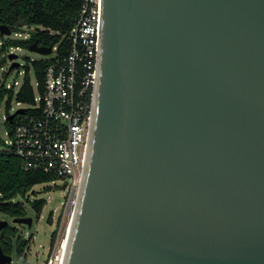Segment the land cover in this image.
<instances>
[{
	"label": "water",
	"instance_id": "1",
	"mask_svg": "<svg viewBox=\"0 0 264 264\" xmlns=\"http://www.w3.org/2000/svg\"><path fill=\"white\" fill-rule=\"evenodd\" d=\"M80 192L65 264H264V0H102Z\"/></svg>",
	"mask_w": 264,
	"mask_h": 264
},
{
	"label": "built area",
	"instance_id": "2",
	"mask_svg": "<svg viewBox=\"0 0 264 264\" xmlns=\"http://www.w3.org/2000/svg\"><path fill=\"white\" fill-rule=\"evenodd\" d=\"M101 18L102 0H82L68 34L71 49L66 56L53 60L46 68L44 91H39L37 81L36 88L33 85L35 102H17L20 108H25V113L17 114L13 123L7 120L11 113L5 116V123L12 126H6L7 138L2 139V148L17 154L25 170L55 176L52 183L60 181L58 184L65 185L70 191L68 205L75 204L74 211L87 166L92 134L101 51ZM24 28V31L13 33L26 39L32 28ZM3 43L1 40L0 47ZM18 49L21 47L11 46L5 55L9 57ZM56 50L57 46H54V55ZM20 66L17 71L25 76V69ZM12 70L8 69L7 72ZM18 84V80H15L11 85L0 86L15 89Z\"/></svg>",
	"mask_w": 264,
	"mask_h": 264
},
{
	"label": "trees",
	"instance_id": "3",
	"mask_svg": "<svg viewBox=\"0 0 264 264\" xmlns=\"http://www.w3.org/2000/svg\"><path fill=\"white\" fill-rule=\"evenodd\" d=\"M82 0H0V27L3 24L10 26L14 31H19L24 26L36 29L30 30V36L26 39L14 40L7 36L0 39L3 45L0 53L5 54L11 46L29 47L37 42L44 46H57L55 55L49 58L33 59L27 57L24 82L16 93L17 102L33 104L36 93L32 84V72L39 82L40 92L44 91L45 72L48 65L57 58H63L71 49V41L68 39ZM43 27L41 29L40 27ZM22 65L20 66V68ZM8 95L6 108L9 112L15 96V89H7L0 86V106L2 100ZM7 127H11L9 123ZM1 130V125H0ZM0 134V144H2ZM56 178L44 172L27 171L23 168L21 158L0 146V219L24 217L29 215L28 205L34 210L36 217H40L47 200L43 197H32L31 193L36 185L50 183ZM50 189V186H47ZM65 187V185H64ZM19 198H23L20 200ZM52 211L49 221L52 220ZM24 224L10 223L0 231V242L7 254L19 257H27L30 242L22 233ZM57 230L52 232L51 246L56 241ZM12 264V263H11Z\"/></svg>",
	"mask_w": 264,
	"mask_h": 264
},
{
	"label": "rangeland",
	"instance_id": "4",
	"mask_svg": "<svg viewBox=\"0 0 264 264\" xmlns=\"http://www.w3.org/2000/svg\"><path fill=\"white\" fill-rule=\"evenodd\" d=\"M43 29V27H40ZM32 29H36V26H33ZM23 27L19 31H24ZM14 40L24 39L23 37H19L14 33L9 36ZM2 39H0L1 41ZM18 55V58L15 59L16 62L22 65L21 69H24L23 65L26 64L27 57L33 59H42L49 58L54 55L51 53L49 55L39 54L34 51H30L28 47H21V49L16 50L15 52ZM11 61L8 56L0 53V84L11 85L15 80H18L19 84L15 86V96L11 103V109L8 112L6 108V102L8 99V95L2 100L0 106V125H1V138L4 140L7 138L6 136V123L5 116L7 113H14L19 106L16 100V93L19 91L22 83L24 82V74L18 73L17 68L15 67L11 72H7L10 68ZM5 79V81H3ZM32 83L34 87L37 86V79L32 72ZM2 144H0L1 146ZM60 181L55 183H42L35 186L31 195L32 197H43L46 198L47 204L41 214L40 217H36V214L32 207L28 205L29 215L33 217V223L31 227H23L22 233L26 239L30 242V248L27 251V257L17 258L13 255L12 264H58V255L60 251V245L65 236L67 226L69 221L73 215L75 204L68 205L69 194L70 191L64 187ZM55 184L59 186H54ZM48 185H52L47 189ZM22 200L23 198H19ZM52 211V220L49 221V214ZM72 212V213H71ZM1 219H7L12 223L11 218H7L6 216H1ZM27 225V224H24ZM28 226V225H27ZM57 230L56 241L54 246H51V237L52 232Z\"/></svg>",
	"mask_w": 264,
	"mask_h": 264
},
{
	"label": "bare ground",
	"instance_id": "5",
	"mask_svg": "<svg viewBox=\"0 0 264 264\" xmlns=\"http://www.w3.org/2000/svg\"><path fill=\"white\" fill-rule=\"evenodd\" d=\"M79 194H81V192ZM79 199H80V195H79ZM79 199L77 200L76 209L78 208ZM75 218L76 217H73V218L71 217V219L69 221V224L67 226V230H66L65 236H64L63 241H62V243L60 245V251H59L58 258H57L58 259V264H65L66 263L68 250H69V245H70V239H71L72 231H73V228H74Z\"/></svg>",
	"mask_w": 264,
	"mask_h": 264
}]
</instances>
